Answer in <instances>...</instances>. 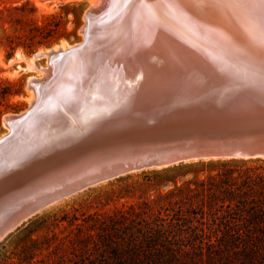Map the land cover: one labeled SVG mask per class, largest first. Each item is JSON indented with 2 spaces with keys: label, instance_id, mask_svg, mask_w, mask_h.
<instances>
[{
  "label": "bare ground",
  "instance_id": "bare-ground-1",
  "mask_svg": "<svg viewBox=\"0 0 264 264\" xmlns=\"http://www.w3.org/2000/svg\"><path fill=\"white\" fill-rule=\"evenodd\" d=\"M105 7L103 29L88 52L61 70L51 66L49 54L77 44L38 52L27 61V69L36 70L33 60L46 58L39 75L27 81L28 107L37 101L42 82L54 86L37 115L18 129L16 141L6 140L11 129L2 121L8 131L0 138L5 139L0 222L25 198L34 201L45 188L59 185L63 178H48L52 171L123 132L128 115L167 129L186 116L203 117L196 96L220 87L264 93L245 78L250 70L264 69V50L249 35L244 7L201 0H91L89 10Z\"/></svg>",
  "mask_w": 264,
  "mask_h": 264
},
{
  "label": "rangeland",
  "instance_id": "rangeland-1",
  "mask_svg": "<svg viewBox=\"0 0 264 264\" xmlns=\"http://www.w3.org/2000/svg\"><path fill=\"white\" fill-rule=\"evenodd\" d=\"M65 4H69L68 10L60 8ZM90 5L91 0H0V138L8 131L3 117L27 109V81L39 75L46 64L45 57L34 59L37 69L29 70L27 61L38 52L79 43L83 38L82 17ZM74 13L78 14L77 21ZM260 160L248 166L264 168V159ZM184 171L134 172L47 206L0 241V264H83L98 238L107 233L104 228L113 222L125 224L123 218L133 217L163 220L172 210L189 208L178 202L180 195L167 196L174 188L167 179ZM191 178L192 174L178 177L176 184L181 186ZM200 206L197 203L191 208ZM206 251L179 255L184 264H250L242 251ZM253 264H264V254H259Z\"/></svg>",
  "mask_w": 264,
  "mask_h": 264
},
{
  "label": "water",
  "instance_id": "water-1",
  "mask_svg": "<svg viewBox=\"0 0 264 264\" xmlns=\"http://www.w3.org/2000/svg\"><path fill=\"white\" fill-rule=\"evenodd\" d=\"M105 11L106 7L84 12V24L80 29L82 40L71 49L49 54L51 66L61 70L70 59L88 52L96 32L103 29L100 23L103 21L104 24ZM45 83L37 87V101L25 112L3 117L11 129L6 140L16 141L18 129L36 116L39 106L45 104L43 100L54 86ZM196 98L199 101L195 103L202 101L198 115L203 117L186 116L184 119L187 120L167 129V125L143 116L128 115L123 132L48 174V178L62 177V182L51 189L45 188L34 201L25 198L16 212L0 222V241L52 203L134 172L209 160L264 159V93H258L255 88L232 86L220 87ZM173 117L182 118L180 115ZM171 119L167 116V120ZM4 140H0V146Z\"/></svg>",
  "mask_w": 264,
  "mask_h": 264
},
{
  "label": "trees",
  "instance_id": "trees-1",
  "mask_svg": "<svg viewBox=\"0 0 264 264\" xmlns=\"http://www.w3.org/2000/svg\"><path fill=\"white\" fill-rule=\"evenodd\" d=\"M60 8L68 10L69 4ZM259 161L263 160H209L163 169L185 170L167 179L174 186L167 196L180 195L178 202L190 207L172 210L163 220L133 217L123 218L125 224L113 222L83 264H184L180 253L204 248L209 253L242 251L253 264L264 254V168L248 164ZM188 174L192 178L177 186L178 177ZM197 203L199 208H191Z\"/></svg>",
  "mask_w": 264,
  "mask_h": 264
},
{
  "label": "snow or ice",
  "instance_id": "snow-or-ice-1",
  "mask_svg": "<svg viewBox=\"0 0 264 264\" xmlns=\"http://www.w3.org/2000/svg\"><path fill=\"white\" fill-rule=\"evenodd\" d=\"M116 0H110L115 3ZM225 7L240 5L246 9L247 30L254 40L258 41L259 47L264 50V0H201ZM250 83L264 92V69L259 72L250 70L245 74Z\"/></svg>",
  "mask_w": 264,
  "mask_h": 264
}]
</instances>
